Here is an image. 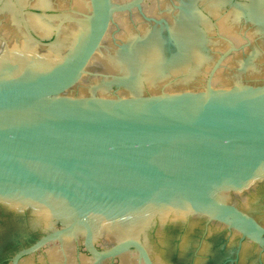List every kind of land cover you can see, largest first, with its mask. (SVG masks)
Masks as SVG:
<instances>
[{
  "label": "water",
  "instance_id": "95a60500",
  "mask_svg": "<svg viewBox=\"0 0 264 264\" xmlns=\"http://www.w3.org/2000/svg\"><path fill=\"white\" fill-rule=\"evenodd\" d=\"M264 242V0H179Z\"/></svg>",
  "mask_w": 264,
  "mask_h": 264
}]
</instances>
